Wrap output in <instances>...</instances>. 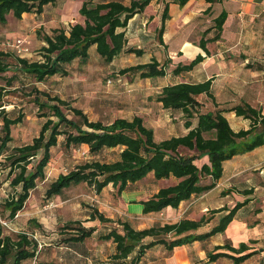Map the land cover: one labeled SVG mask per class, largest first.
<instances>
[{"label": "trees", "instance_id": "obj_1", "mask_svg": "<svg viewBox=\"0 0 264 264\" xmlns=\"http://www.w3.org/2000/svg\"><path fill=\"white\" fill-rule=\"evenodd\" d=\"M57 1L0 0V24L7 25L9 15L16 20H21L25 14L42 15L46 7ZM153 1L84 0L79 9L83 22L55 27L46 34L38 31L43 46L37 60L0 49V79L9 72L13 73L11 77L5 78L6 85L0 89V157L7 154L3 166L10 176L14 175L10 186L15 190L4 201L0 200V264H22L37 256V239L27 232L6 235L2 221L12 224L24 210L31 192L37 188L38 182L46 178V168L52 159L51 150L58 146L60 137H64L63 146L67 149L87 145L91 156H99L106 150H119V155L112 162L88 161L68 174L59 175L47 189L46 198L62 195L65 188L81 183L93 187L98 195L112 185L120 196L130 185L150 174L156 180L175 179L177 182L174 185L161 188L152 198L142 201L144 215L158 214L169 207L178 209L182 202L193 196L210 192L223 177L227 161L264 146V115L261 109L247 102L223 107L213 93L212 80L163 87L156 98L157 102L170 113L171 118L179 116L187 133L162 138L140 116L132 119L119 117L108 123L93 121L83 109L36 87L35 84L45 83L53 77H68L69 66L75 61L86 64L90 49L94 46L106 64H112L123 54L141 57L142 49L127 48L126 31L121 30L126 29L130 20L142 14ZM173 1L184 7L190 0ZM206 2L209 7L204 14L209 16L213 6L222 0ZM168 18L169 5L165 3L162 27L158 32L161 44ZM227 18V12L223 11L202 34L199 47L207 54V45L222 38ZM204 59L200 54L189 64L179 63L172 74L179 76L191 72ZM171 63L169 59L163 62L154 59L150 63L124 68L119 73L130 75L132 79L160 78L167 75ZM22 78L34 82L29 94L33 96L32 102L38 107L40 117L46 121L31 143L9 149V144L13 142L12 128L23 122L24 115L13 117L5 107L4 98L9 93L7 88H13L14 83ZM206 100L211 102L212 108L207 107ZM231 112L249 120L250 128L234 131L226 117ZM204 158L208 161L202 164ZM245 194H252V191ZM248 202L245 200L231 208L211 211L209 216L200 220L183 218L172 223L158 222L145 229L135 228L134 221L128 218L115 221L96 208L91 210L87 221L116 223L119 226L100 236V240L112 242L116 246L109 264H140L146 253L156 246H163L170 254L176 248L205 242L224 233L238 211ZM212 221L214 223L210 229L202 231ZM74 224L78 223L70 222L65 227L78 232L66 239L67 243H83L96 232L95 227L86 228L82 225L77 229ZM259 253L252 251L246 243L234 247L232 242L227 241L207 252V262L215 263L227 258L234 264H244ZM260 264H264V257Z\"/></svg>", "mask_w": 264, "mask_h": 264}, {"label": "crops", "instance_id": "obj_2", "mask_svg": "<svg viewBox=\"0 0 264 264\" xmlns=\"http://www.w3.org/2000/svg\"><path fill=\"white\" fill-rule=\"evenodd\" d=\"M165 3L169 5V18L165 22L163 44H161L158 32L162 27ZM208 7L209 4L206 0H190L184 7H180L173 0L165 2L164 0H154L142 14L136 15L130 20L126 29L121 30L126 31L127 48L135 47L143 50L141 57L132 55L138 59L143 58V62L136 65L150 63L154 59L159 62L169 59L172 62L170 65L171 74L168 70L165 77L133 79L134 82H149L154 86L152 94L156 95L152 99L153 102L150 103L148 109H145V112H138L135 116L142 117L145 123L156 131L162 130L169 134L174 127V125H170L171 121L177 120L175 124L178 125L180 134L173 136L187 133L179 116L171 118L170 113L165 111L162 104L156 100L163 87L184 82L197 84L212 80L213 93L218 103L223 107H232L247 102L254 108L261 109L264 115V0H222L221 3L213 6L212 14L206 16L204 12ZM80 8L81 6L78 7V10ZM223 11L227 12L228 18L223 27L222 38L207 45L209 51L207 54L199 47V42L204 31L212 26L213 19ZM76 16L77 20L72 22H83V18L79 14ZM63 20H67V18L64 16ZM62 22L63 25H69L66 23L68 21ZM195 31L201 33L197 41H193L189 34ZM2 46L5 50L13 48L9 41L2 43ZM95 50V46L90 49L88 62L82 64L84 68L90 65L92 53ZM200 54L205 59L194 70L179 76L172 74L173 69L179 63L189 64ZM168 76H173L175 80L169 83L163 82ZM135 116L121 117L132 119ZM226 117L236 132L250 128L249 120L238 117L233 112L227 113ZM80 147L89 152L87 145ZM207 161V158L201 160L202 164ZM149 179L153 180L148 182L150 184L147 183ZM145 181L146 185L143 184ZM176 182L173 178L156 180L154 175L150 174L142 181L130 185L129 189L116 199L114 196L108 199L112 198L117 209L129 220L152 219L154 222L169 223L177 222L183 218L200 220L204 216H209L211 211L224 207L231 208L234 202L242 203L245 200H249V202L238 211L236 218L224 233L205 242H195L176 248L170 254L163 246H156L146 253L140 264H193L194 259H204L207 251L212 250L215 246H222L227 241L232 242L234 247L246 243L252 248V251H260L244 264H257L264 257V237H261V232L264 231V146L227 161L224 164L223 177L210 192L193 196L190 200L182 202L178 209L169 207L158 214L144 215L142 201L149 200L161 188L174 185ZM113 191L114 188L110 185L104 189L101 197L105 195V192H107V196H110V192ZM247 191H252V194H245ZM220 215L217 214V216ZM17 218L18 215L13 221ZM213 223L214 221L205 226L202 231L209 230ZM114 248L116 252V246Z\"/></svg>", "mask_w": 264, "mask_h": 264}, {"label": "rangeland", "instance_id": "obj_3", "mask_svg": "<svg viewBox=\"0 0 264 264\" xmlns=\"http://www.w3.org/2000/svg\"><path fill=\"white\" fill-rule=\"evenodd\" d=\"M83 1L58 0L54 5L46 7L42 15H25L22 20H16L9 15L7 25L0 24V49L3 48L2 43L9 41L13 47L8 48L9 52L30 60H37L38 52L43 46L38 31L42 34L50 33L53 28L63 26L62 21H68L66 23L69 25H64L65 27L75 23L72 21L77 20L78 7ZM64 16L67 20H63ZM189 34L193 41H197L201 35L200 31ZM97 55L95 50L88 67L84 68L82 63L75 62L70 66L68 77L58 76L45 83L35 84L36 87L83 109L93 121L100 120L108 123L117 117L131 118L138 112H145L156 95L152 94L153 84L137 83L130 75L119 73L124 68L143 62V58L138 59L132 55L123 54L112 64H106ZM169 70L171 74L172 68ZM12 75L13 73L9 72L4 77L8 78ZM5 78L0 79V89L6 85ZM173 80H175L173 76H168L162 81L169 83ZM32 83L34 82L22 78L14 83L13 88H7L9 93L4 98L7 111L11 112L13 117L24 115L23 122L12 128L13 142L9 144V149L31 143L46 121L45 118L40 117L38 107L32 102L33 96L29 94ZM206 103L207 107H213L211 102L206 100ZM175 122L177 120L171 121L170 125L174 127L169 134L159 130V137L180 134ZM1 135L0 133V137ZM63 145L64 137H60L58 146L51 150L52 159L46 168V178L38 182L37 188L31 192L24 211L18 214V218L10 224V228L4 226L5 234L16 235L27 232L37 239L39 248L36 258L22 264H109L115 253V245L112 242L100 240V236L119 226L116 223L88 222L87 216L93 208H96L108 218L114 216L112 219L115 221L127 219L114 205V200L108 199L111 196L115 199L118 197L116 190L110 192V196H107L105 192V195L101 197V194L98 195L93 187L81 183L65 188L62 195L51 199L46 198V191L59 175L68 174L88 161L112 162L118 158L119 150H106L95 157L91 156L85 148L67 149ZM6 155L0 157V171H3L0 176V200L2 201L15 191L10 186L14 175L10 176L9 171L4 170ZM198 164L201 165V162L198 161ZM151 181L153 180L149 179L147 183ZM143 184L146 185V181ZM235 204L236 202L231 207ZM133 221L137 229L148 228L158 223L152 219ZM70 222L78 223L74 224L77 229L82 225L86 228L95 227L96 232L83 243H67L66 239L78 233L77 230L65 229ZM261 233V237H264V231ZM207 252L204 259H194L193 264H234L227 258L208 263ZM260 262L261 260L257 264Z\"/></svg>", "mask_w": 264, "mask_h": 264}, {"label": "built area", "instance_id": "obj_4", "mask_svg": "<svg viewBox=\"0 0 264 264\" xmlns=\"http://www.w3.org/2000/svg\"><path fill=\"white\" fill-rule=\"evenodd\" d=\"M109 83H111V80H109ZM3 226L9 227L10 228V223L2 221Z\"/></svg>", "mask_w": 264, "mask_h": 264}]
</instances>
